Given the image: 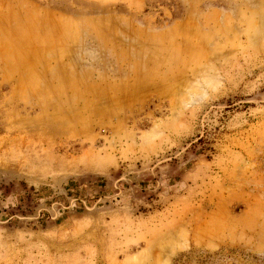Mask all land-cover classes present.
I'll list each match as a JSON object with an SVG mask.
<instances>
[{
    "label": "rangeland",
    "instance_id": "1",
    "mask_svg": "<svg viewBox=\"0 0 264 264\" xmlns=\"http://www.w3.org/2000/svg\"><path fill=\"white\" fill-rule=\"evenodd\" d=\"M0 264H264V0H0Z\"/></svg>",
    "mask_w": 264,
    "mask_h": 264
},
{
    "label": "trees",
    "instance_id": "2",
    "mask_svg": "<svg viewBox=\"0 0 264 264\" xmlns=\"http://www.w3.org/2000/svg\"><path fill=\"white\" fill-rule=\"evenodd\" d=\"M201 140V139H200Z\"/></svg>",
    "mask_w": 264,
    "mask_h": 264
}]
</instances>
